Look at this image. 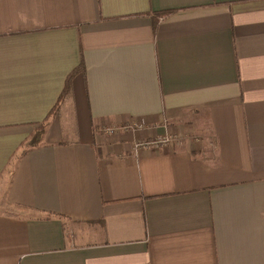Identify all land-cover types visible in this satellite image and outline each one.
Listing matches in <instances>:
<instances>
[{
    "label": "crops",
    "instance_id": "obj_1",
    "mask_svg": "<svg viewBox=\"0 0 264 264\" xmlns=\"http://www.w3.org/2000/svg\"><path fill=\"white\" fill-rule=\"evenodd\" d=\"M0 179V264H264V0H0Z\"/></svg>",
    "mask_w": 264,
    "mask_h": 264
},
{
    "label": "trees",
    "instance_id": "obj_2",
    "mask_svg": "<svg viewBox=\"0 0 264 264\" xmlns=\"http://www.w3.org/2000/svg\"><path fill=\"white\" fill-rule=\"evenodd\" d=\"M80 71H84V63L82 62L80 64V66L69 76L68 78V83L66 85V89L64 90V92L62 93L61 97H60V101L58 102V104L56 105V107H54V109L52 110V113L51 115H53L55 112H57L60 107H61V103H62V100L65 99V97L67 96V94H69V89H70V82H71V79L73 78V76L77 73V72H80ZM43 128L38 131V135L34 137V144H36L38 141H40L41 139V134H43Z\"/></svg>",
    "mask_w": 264,
    "mask_h": 264
},
{
    "label": "built area",
    "instance_id": "obj_3",
    "mask_svg": "<svg viewBox=\"0 0 264 264\" xmlns=\"http://www.w3.org/2000/svg\"><path fill=\"white\" fill-rule=\"evenodd\" d=\"M109 132H113L112 129L109 130ZM175 138L171 135H164L162 137H159L155 141H141L136 144V148H144V147H150V146H160V145H166L170 142H173Z\"/></svg>",
    "mask_w": 264,
    "mask_h": 264
},
{
    "label": "rangeland",
    "instance_id": "obj_4",
    "mask_svg": "<svg viewBox=\"0 0 264 264\" xmlns=\"http://www.w3.org/2000/svg\"><path fill=\"white\" fill-rule=\"evenodd\" d=\"M58 111H59V110H58ZM58 111H57V112H55V113L53 114V116H55V114H57V113H58ZM40 130H41V128H40ZM40 130H39V131H40ZM3 180H4V179H3ZM3 180H1V179H0V184L3 182ZM3 207H4V206H2V207H0V208L4 209ZM6 208H9V207L7 206Z\"/></svg>",
    "mask_w": 264,
    "mask_h": 264
}]
</instances>
